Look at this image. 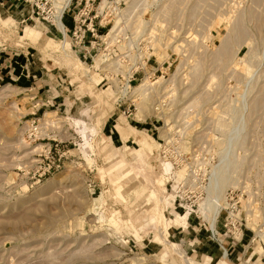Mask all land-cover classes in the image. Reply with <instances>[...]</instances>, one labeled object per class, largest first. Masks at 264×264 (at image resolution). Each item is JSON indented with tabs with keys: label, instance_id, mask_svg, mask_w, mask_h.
Returning <instances> with one entry per match:
<instances>
[{
	"label": "rangeland",
	"instance_id": "rangeland-1",
	"mask_svg": "<svg viewBox=\"0 0 264 264\" xmlns=\"http://www.w3.org/2000/svg\"><path fill=\"white\" fill-rule=\"evenodd\" d=\"M16 6L23 17L1 21L0 50L28 52L37 78L42 71L57 84L62 79L72 109H45L46 120H57L53 138L63 143L60 168L38 180L43 143L21 140L27 95L17 82L0 80V264H186L164 236L170 210L181 208L179 197L196 212L213 197L224 206L230 192L240 199L243 236L253 248L247 251L264 264V0H164L148 17L153 30L164 23L173 29L169 38L165 28L158 33V62L176 54L161 79L168 107L154 113L153 97L142 105L143 117L134 113L150 145L130 132L133 121L115 105V85L102 81L106 69L78 60L66 43L60 48L61 38L52 40L41 21ZM5 10L0 6V19L10 16ZM115 124L127 137L141 136L139 151L132 143L118 152L102 145ZM108 155L126 156L107 163ZM164 163L174 174H163Z\"/></svg>",
	"mask_w": 264,
	"mask_h": 264
},
{
	"label": "built area",
	"instance_id": "built-area-1",
	"mask_svg": "<svg viewBox=\"0 0 264 264\" xmlns=\"http://www.w3.org/2000/svg\"><path fill=\"white\" fill-rule=\"evenodd\" d=\"M9 1L0 0V6ZM15 1L24 5L36 20L41 21L54 35H58L61 41L66 40L68 48L79 60L89 63V67L93 69L99 70L101 66L106 69L103 72L102 81L110 87L115 85V105L127 119L135 121L134 116L140 103L137 88L146 81L154 85L156 83L154 77L157 73H160V78L165 79V75L173 65L170 59L176 55L174 53H170V56L162 63H159L156 57L158 42L164 46V42L161 41L158 34L160 29L165 28L164 34L167 38L173 29L169 24L164 23L161 27L155 26V30H153V26L149 22L150 18H148L157 13V7L164 0ZM140 20H143V25H140ZM156 30L158 31L155 32ZM174 40L179 39L176 36ZM175 62L176 60H174ZM151 63L156 64V67L151 66ZM29 101H31L29 112L24 116L29 119L24 123L21 140L43 143L40 144V147L44 153L37 155L41 159L37 160L35 173H33V176L37 175L36 178L40 180L54 174L60 168L58 150L59 145L63 142L53 138L57 134V128H54L57 120L50 124L49 131L45 132L44 130L43 118L45 109L50 107V103L39 100L35 95L31 96ZM166 107H168L166 99H154L150 108L154 113H163ZM136 122L144 121L137 120ZM72 144L75 145L74 142ZM164 170L162 168L163 174L166 176L174 174L171 165L167 171ZM226 196L224 206L217 215L214 232L206 220V216L203 217L204 214L199 210L196 212L192 209L195 205L194 202H192L194 205L186 204L184 207L182 198L179 197L178 206L187 215H192L198 222L207 225L211 240L218 242L220 238H223L231 243H238L243 237L239 211L240 199L232 192ZM205 215H208V211ZM218 220L221 225L217 224ZM220 228H222V235L219 231Z\"/></svg>",
	"mask_w": 264,
	"mask_h": 264
},
{
	"label": "crops",
	"instance_id": "crops-1",
	"mask_svg": "<svg viewBox=\"0 0 264 264\" xmlns=\"http://www.w3.org/2000/svg\"><path fill=\"white\" fill-rule=\"evenodd\" d=\"M16 3L17 2L15 0H10L7 3H3L2 6H6V10L3 13H9L10 16L5 17L4 20L0 19V23L1 21L5 22L10 21V19L12 20L14 18L13 16H16L15 18L23 17V13L21 12V9L16 6ZM26 13H29L27 19H34L28 9ZM13 21L16 22L15 20ZM21 21L22 20L16 23L21 24ZM45 33L52 36V40L59 38L58 35H54L46 27ZM63 43L64 42L62 41L60 42V44H58V46L62 49ZM29 56L30 54L28 52L11 53L8 51L0 50V80L5 79V81H10V83L17 82L18 88L22 90L23 94L27 95V102L25 103V108L27 109V111L29 109V106L31 105V101H29V98L35 95L39 100L48 101L50 103V107L48 109L54 108V110H56L57 112H70L72 106L70 107V104H66V99L64 98L63 92L61 91L60 83H63V80L60 79L58 85L57 82L52 79L53 75H49L45 72L43 73L42 71H40L41 75L39 74V78H37L38 73H32L36 72V70L32 67L36 63L34 59H30ZM128 121H133V125L131 126L133 129L130 132L135 130L133 132L144 134V132L136 130L137 127L135 126L136 124H134V120L128 119ZM117 123H121L123 126H125L123 122ZM151 128L152 127L149 125V128L145 129V131L147 133H151ZM124 129L128 132V128L124 127ZM104 132V139L102 140V145H106L105 143H107L116 152L120 151V149L124 146H126V149H129L127 143H132L135 145L138 144L139 146L137 150L139 151L141 149L139 142L142 143L144 137L147 138L149 145L151 144L150 142L153 140V138L151 136H148V134H144L146 136L143 135L142 140H140V135L132 134L128 135L127 137L124 132L120 130V127L116 124L109 126V129L105 130ZM124 136H126L127 139H123L122 137ZM123 156L126 155H108L106 159L105 157H103V159H105L107 163L116 159L117 161H121L122 163H124V159L121 158ZM133 156L136 160H139L141 158L140 155ZM147 156L149 157L151 155ZM170 212L168 214V219L171 220L172 215H174V219L173 223L167 224V231L164 236L168 240V244H174L177 246V248L173 249V251L180 258L182 257L184 259V257H188L193 260L196 259L197 262L200 264H217L219 261L222 262L221 260L233 262V260L235 259L240 260V264L258 263L256 253L251 258L252 253L247 251L248 249H253L249 246V238L246 239V237L243 236L242 240L238 243H231L228 240H224L223 238H220L217 242L210 239L205 224L198 222L192 215L182 216L181 213L183 212L181 211V208L177 209L176 207L173 208L172 214ZM161 257L163 259L166 257V253L164 251Z\"/></svg>",
	"mask_w": 264,
	"mask_h": 264
},
{
	"label": "bare ground",
	"instance_id": "bare-ground-1",
	"mask_svg": "<svg viewBox=\"0 0 264 264\" xmlns=\"http://www.w3.org/2000/svg\"><path fill=\"white\" fill-rule=\"evenodd\" d=\"M174 8V7H173ZM171 9V8H170ZM168 11V10H167ZM169 12V11H168ZM191 16V15H190ZM117 24V23H116ZM142 24H144V22L142 23ZM142 24H140V25H142ZM238 31H240V30H238ZM242 32V31H241ZM240 33V32H239ZM241 35V34H240ZM238 36V35H237ZM240 41V40H239ZM245 41H246V39H245ZM244 41V42H245ZM62 42V41H61ZM64 43H66L67 44V42H66V40L65 41H63ZM230 44V43H229ZM188 45V44H187ZM69 46V45H68ZM228 46V45H227ZM230 50V49H229ZM188 51V50H187ZM224 53V52H223ZM186 54V53H185ZM230 55V54H229ZM219 59V58H218ZM79 60V59H78ZM225 62V61H224ZM219 67V66H218ZM217 67V68H218ZM200 68V67H199ZM221 68V67H220ZM219 71V70H218ZM218 76V75H217ZM162 78H160L158 81H156V83H155V85H151V84H149L147 81L143 84V85H141L140 87H138L137 88V91H139V96H140V103H139V105H138V108H137V110H138V116H140V117H143V116H141V115H143V113H144V108H143V104L144 105H146V103L147 102H149V101H152L151 99L153 98V97H159V99H165L166 98V96H164V93H161L160 91H161V88L163 87L161 84L163 83V82H165V80H161ZM90 80L92 81V79H91V77H90ZM174 80V79H173ZM167 81V80H166ZM221 83V82H220ZM173 84V83H172ZM171 85V84H170ZM209 87V86H208ZM169 88V87H168ZM173 89V88H172ZM171 89V90H172ZM159 94V95H158ZM156 95V96H155ZM147 107V106H146ZM45 116L46 115H44V123L46 124V123H48V124H53L54 122V120L53 121H50V120H46L45 119ZM145 120V119H144ZM144 120H141V121H144ZM75 124L77 125L78 124V122L76 121L75 122ZM91 131H92V129H91ZM93 132H95L94 131V129H93ZM86 145V144H85ZM86 148H88L87 146H86ZM164 171H167L168 169H169V164H166V163H164ZM209 200V199H208ZM210 200H212V201H210V202H207V204H208V206H206V207H203L204 209H199V211L202 213V214H204L203 215V217H205L206 218V220H208V222H209V224H210V227H211V229L213 230V232L215 231V224H216V221H217V215H218V213H219V211H220V209L222 208V206L220 205V199L218 198V197H213V198H211ZM165 202H168L167 201V198H165ZM169 203V202H168ZM211 205V206H210ZM199 208H200V206H199ZM208 211V215H205V213ZM181 215L182 216H186L187 214H184V213H181ZM187 260H188V262L186 263V264H197V263H194L192 260H190L189 258H187ZM191 261V262H190Z\"/></svg>",
	"mask_w": 264,
	"mask_h": 264
}]
</instances>
